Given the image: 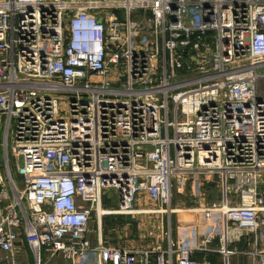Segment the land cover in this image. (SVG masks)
I'll list each match as a JSON object with an SVG mask.
<instances>
[{
  "label": "built area",
  "instance_id": "2783aa9c",
  "mask_svg": "<svg viewBox=\"0 0 264 264\" xmlns=\"http://www.w3.org/2000/svg\"><path fill=\"white\" fill-rule=\"evenodd\" d=\"M1 122L0 264H264V0H0ZM179 211L164 249L103 244L107 216Z\"/></svg>",
  "mask_w": 264,
  "mask_h": 264
},
{
  "label": "crops",
  "instance_id": "0c3cea01",
  "mask_svg": "<svg viewBox=\"0 0 264 264\" xmlns=\"http://www.w3.org/2000/svg\"><path fill=\"white\" fill-rule=\"evenodd\" d=\"M191 193V191H189ZM142 206H155L150 202H143ZM147 204V205H146ZM151 215L146 220H139L140 218H132L130 216H123L119 223L114 225L109 224L110 229L106 230L107 234H102V241L104 245L111 246H129L142 248H166L169 237L172 239L183 240L185 236L178 235V215H168L167 213L142 214ZM129 217V219H128ZM132 219L135 223H132ZM177 226V227H176ZM113 231V233L111 232ZM170 234H169V233ZM169 234V235H168ZM110 235V236H108ZM180 235H182L180 233ZM95 235L91 236L92 244L95 243ZM94 241V242H93ZM218 254L211 252H197L195 257L201 264H213L211 257ZM88 264H103L97 260L96 255L92 254ZM105 264V263H104ZM109 264V263H106Z\"/></svg>",
  "mask_w": 264,
  "mask_h": 264
},
{
  "label": "rangeland",
  "instance_id": "374dc122",
  "mask_svg": "<svg viewBox=\"0 0 264 264\" xmlns=\"http://www.w3.org/2000/svg\"><path fill=\"white\" fill-rule=\"evenodd\" d=\"M61 96L63 99H66V100L69 99V95H67V94H62ZM59 115L61 117L67 116V103L65 100L59 101ZM3 124H4V122H1V124H0V146L3 142V134H4V129H2ZM13 131H14V122H12V125L10 127V131H9V134L7 137L8 143H11ZM19 162L22 163L21 159L19 160ZM0 163H3V159H2V155H1V147H0ZM9 163H10V168H11V173H12L13 179L15 180V182L17 184H19L21 177L15 171L14 161L11 158V156H9ZM217 179L218 178L214 175L213 176H202L201 178L198 177L196 181L194 178H192L190 180V183H187L183 194H179L176 192L173 193L171 206L175 209H188V208L204 207V203H207L209 200H213L215 198V196L218 195L219 184H218ZM7 185H8V183H7ZM189 191H191V193ZM110 192H111V190H108L102 195V206L107 207V208H115V207H117V201L115 200V198H109L108 197ZM142 205L143 204H140L138 201H135V206L140 207ZM174 214L178 215V218H181V217H184L186 215V212L179 211V212L174 213ZM174 214L171 215L172 219H173V216H175ZM123 216H127V215L107 216V217L103 218L102 234H107L106 230L110 229L109 227H111L109 224L114 225L116 223H119ZM149 216H151V215H137V216H134V218L138 217V218H140L139 220H141V218H143V220H146V217L148 218ZM128 219H129V217H128ZM132 223H135L133 221V219H132ZM90 226L91 227L95 226L94 219H91ZM111 232L113 233V231H111ZM180 233L182 235H180ZM178 235L181 237L185 236V232L178 228ZM91 236H93V234L88 235L89 238H91ZM108 236H110V235H108ZM238 248L241 249V244H238ZM19 249H20V253L22 255V258H24V255L27 251V248L25 246L20 245ZM210 259H211L213 264H221V258H217V255L216 256L214 255ZM237 261H239L240 263H243V259L238 258L237 256H234L232 258V264L237 263ZM30 263H31V261H30Z\"/></svg>",
  "mask_w": 264,
  "mask_h": 264
},
{
  "label": "bare ground",
  "instance_id": "6f19581e",
  "mask_svg": "<svg viewBox=\"0 0 264 264\" xmlns=\"http://www.w3.org/2000/svg\"><path fill=\"white\" fill-rule=\"evenodd\" d=\"M231 234H234V232H232Z\"/></svg>",
  "mask_w": 264,
  "mask_h": 264
}]
</instances>
